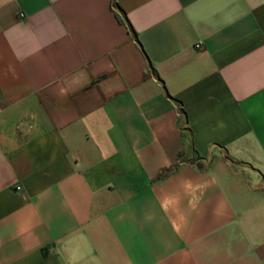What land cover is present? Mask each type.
<instances>
[{
	"label": "crops",
	"instance_id": "1",
	"mask_svg": "<svg viewBox=\"0 0 264 264\" xmlns=\"http://www.w3.org/2000/svg\"><path fill=\"white\" fill-rule=\"evenodd\" d=\"M0 264H264V0H0Z\"/></svg>",
	"mask_w": 264,
	"mask_h": 264
},
{
	"label": "built area",
	"instance_id": "2",
	"mask_svg": "<svg viewBox=\"0 0 264 264\" xmlns=\"http://www.w3.org/2000/svg\"><path fill=\"white\" fill-rule=\"evenodd\" d=\"M20 16H21V17H23V15H20ZM196 47H198V48H199L200 46H196ZM17 189H20V187H18Z\"/></svg>",
	"mask_w": 264,
	"mask_h": 264
}]
</instances>
